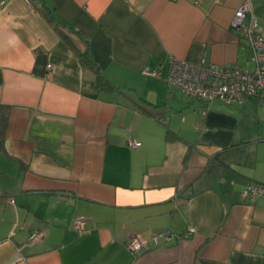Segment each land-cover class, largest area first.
<instances>
[{
  "label": "crops",
  "instance_id": "1",
  "mask_svg": "<svg viewBox=\"0 0 264 264\" xmlns=\"http://www.w3.org/2000/svg\"><path fill=\"white\" fill-rule=\"evenodd\" d=\"M245 1L264 33V0H0V264H264V196L242 195L264 183V104L207 105L162 80L171 59L252 70L232 27ZM231 146L244 152L205 174Z\"/></svg>",
  "mask_w": 264,
  "mask_h": 264
},
{
  "label": "built area",
  "instance_id": "2",
  "mask_svg": "<svg viewBox=\"0 0 264 264\" xmlns=\"http://www.w3.org/2000/svg\"><path fill=\"white\" fill-rule=\"evenodd\" d=\"M1 5L2 2H0ZM232 27L249 43L251 62L254 65L252 70L237 65L232 67H221L216 64L202 66L171 59L166 68V74L162 78L164 83L207 105L215 102L231 105L248 100H256L264 104V33L260 31L259 22L248 1L243 2L234 12ZM142 74L159 78L161 72L158 68L147 67L142 70ZM128 145L139 147L141 144L130 139ZM242 195L244 199L255 202L258 197L264 196V184L250 183ZM86 224L85 218L79 217L73 220L74 228L80 232L85 229ZM195 233V228L189 227L182 236L189 237ZM42 237V231L34 230L30 238L38 240ZM170 237V232L156 234L148 240L136 236L129 240L127 247L134 253L144 252L157 245L160 240H170Z\"/></svg>",
  "mask_w": 264,
  "mask_h": 264
},
{
  "label": "trees",
  "instance_id": "3",
  "mask_svg": "<svg viewBox=\"0 0 264 264\" xmlns=\"http://www.w3.org/2000/svg\"><path fill=\"white\" fill-rule=\"evenodd\" d=\"M85 58H88V56L85 55ZM88 62L90 61L88 60ZM99 83L105 84V81L99 80ZM9 111H10V106H8L7 104H0V144H2V142L5 139V134L9 120ZM167 135L172 138H178L177 134L171 131H167ZM243 150H244L243 148L231 146L230 148H224L221 149L219 152L218 151L215 152V154L211 156L212 158L208 166L206 167L204 173L210 175L224 171L225 169L230 167L229 158L230 157L235 158L236 155L243 153L244 152ZM222 155H226V159H221L220 156ZM234 160H236V158Z\"/></svg>",
  "mask_w": 264,
  "mask_h": 264
},
{
  "label": "rangeland",
  "instance_id": "4",
  "mask_svg": "<svg viewBox=\"0 0 264 264\" xmlns=\"http://www.w3.org/2000/svg\"><path fill=\"white\" fill-rule=\"evenodd\" d=\"M170 89V91H175V89H173V88H169ZM215 103H219V102H215ZM221 105H225V106H227V107H229L230 105H226V104H223V103H220ZM235 104V103H234ZM221 105H219V106H221ZM260 106H262V107H260L259 109H260V113L258 114V116H259V128L262 130V131H264V105H260ZM258 149H259V151L260 150H262V149H264V142H262V143H260L259 145H258Z\"/></svg>",
  "mask_w": 264,
  "mask_h": 264
}]
</instances>
